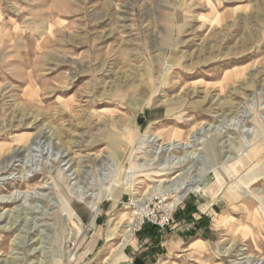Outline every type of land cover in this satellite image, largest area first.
<instances>
[{
    "label": "rangeland",
    "instance_id": "1",
    "mask_svg": "<svg viewBox=\"0 0 264 264\" xmlns=\"http://www.w3.org/2000/svg\"><path fill=\"white\" fill-rule=\"evenodd\" d=\"M152 136L194 142L161 169ZM12 194L0 264H112L130 220L170 210L124 264H264V0H0Z\"/></svg>",
    "mask_w": 264,
    "mask_h": 264
},
{
    "label": "bare ground",
    "instance_id": "2",
    "mask_svg": "<svg viewBox=\"0 0 264 264\" xmlns=\"http://www.w3.org/2000/svg\"><path fill=\"white\" fill-rule=\"evenodd\" d=\"M247 89V88H246ZM236 93V92H235ZM224 104V103H223ZM222 104V105H223ZM219 105V104H218ZM232 106V105H231ZM11 125V124H10ZM8 125V126H10ZM43 132V131H42ZM160 140V137L159 136H152L150 137V142L154 144L155 146V151H154V154H161L162 152H165L167 154V157L170 159L172 158L171 160H168L165 159V160H162V162H159L158 164V167H161V164H162V167L161 169H168V167H170V165H173L175 163H183V161L171 154L172 151H174L175 149H181V150H185L184 151V156L185 154H187V149L191 148L193 145H190L191 142H194V140L190 141V142H184V141H181L179 139H176V140H171L169 142H159ZM19 144V143H18ZM26 146H22L20 145V147H16L17 149L15 150H12L8 153V155L4 158L3 160H1V162H5L6 160L8 161L7 163H9V161H12V162H16V161H19L18 158H16L18 155H20L25 149ZM180 153V152H179ZM162 155V154H161ZM159 156V155H157ZM163 156V155H162ZM175 156V157H174ZM25 157V156H24ZM152 157V156H151ZM174 157V158H173ZM155 158V157H154ZM156 159V158H155ZM175 159H177V161L174 163L173 161H175ZM166 162V163H165ZM68 163V162H67ZM13 165V164H10V166ZM8 166L7 165H4L1 169H2V172L5 170V168ZM175 166V165H174ZM177 167V166H176ZM11 169V168H10ZM8 170V169H6ZM28 173H24L23 175H20L19 177L24 180L27 179V176ZM182 176V173H177L175 176H173L172 178L170 179H161L159 182V184L156 186L157 188H160V189H163V190H166V189H170L172 187H174V190L176 191L177 195L175 196V198L173 199L172 203L170 204V208L173 209L179 202H181L185 196L188 194L189 190H190V187H182V184L183 183H175L173 185H169V182H173L176 178ZM29 178V177H28ZM20 179V180H22ZM181 182V180L179 181ZM187 186V185H186ZM173 189V188H172ZM20 193V192H19ZM27 193V191L23 192L22 194L25 195ZM21 194V193H20ZM13 195V194H12ZM30 196V195H29ZM18 199L19 198V194H16V196H10L7 198V200H3V201H0V203H6V202H12V201H15V199ZM85 199H83L84 201ZM17 201V200H16ZM139 200H136V202H138ZM87 205H90L92 206L93 205V201H87L86 202ZM17 206V205H16ZM1 219V218H0ZM136 220L135 219H132L130 220L126 225H125V228L126 230L120 234L119 236L121 237V241L116 245V247L112 250L113 252H115V257L117 258H114L113 259V263L112 264H124V262L128 261V258L125 256L124 254V249L126 248L127 245H131L132 244V237H133V231L134 229L136 228V226L138 225V223L136 224L135 223Z\"/></svg>",
    "mask_w": 264,
    "mask_h": 264
},
{
    "label": "built area",
    "instance_id": "3",
    "mask_svg": "<svg viewBox=\"0 0 264 264\" xmlns=\"http://www.w3.org/2000/svg\"><path fill=\"white\" fill-rule=\"evenodd\" d=\"M168 215L171 216V210L170 212L166 213V215L164 214V216L159 217V219L156 216L149 217L150 216L149 214L148 215L146 214L145 216L136 217L135 220H136V224L138 223V225L134 229L133 234L136 231L138 232L142 231V229L147 225L155 226L158 228V230H163L169 224L170 219Z\"/></svg>",
    "mask_w": 264,
    "mask_h": 264
},
{
    "label": "crops",
    "instance_id": "4",
    "mask_svg": "<svg viewBox=\"0 0 264 264\" xmlns=\"http://www.w3.org/2000/svg\"><path fill=\"white\" fill-rule=\"evenodd\" d=\"M91 224H92V225L94 224V219L91 221ZM147 230H152V231H153V230H156V231H157L158 228L156 227V229H155V228L153 229V228H151V227H148ZM144 231H145V230H144ZM144 231H143V232H144ZM143 232H142V233H143ZM132 242H133V245H135V243H134L133 240H132ZM133 245H132V246H133Z\"/></svg>",
    "mask_w": 264,
    "mask_h": 264
},
{
    "label": "trees",
    "instance_id": "5",
    "mask_svg": "<svg viewBox=\"0 0 264 264\" xmlns=\"http://www.w3.org/2000/svg\"><path fill=\"white\" fill-rule=\"evenodd\" d=\"M146 227H151V228H153V229H154V228L156 229L155 226H150V225L145 226L144 229H145Z\"/></svg>",
    "mask_w": 264,
    "mask_h": 264
}]
</instances>
